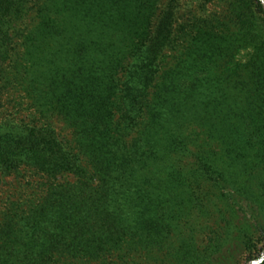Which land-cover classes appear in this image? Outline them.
Returning a JSON list of instances; mask_svg holds the SVG:
<instances>
[{"label":"trees","instance_id":"obj_1","mask_svg":"<svg viewBox=\"0 0 264 264\" xmlns=\"http://www.w3.org/2000/svg\"><path fill=\"white\" fill-rule=\"evenodd\" d=\"M162 3L0 0V264H264V0Z\"/></svg>","mask_w":264,"mask_h":264},{"label":"rangeland","instance_id":"obj_2","mask_svg":"<svg viewBox=\"0 0 264 264\" xmlns=\"http://www.w3.org/2000/svg\"><path fill=\"white\" fill-rule=\"evenodd\" d=\"M171 0H163L162 9H165ZM177 4V24L176 29L178 31L182 30V26H186L189 23H193L194 21L200 19H215L222 20V22H226L228 17L230 16V3L229 0H176ZM37 13L35 9H32L29 14L28 25L32 28L36 22ZM5 109L3 110L4 115L2 116L3 121L8 119H13L15 117L14 110L11 109V104L5 100ZM28 111H22L18 118L23 119L28 115ZM61 126V125H60ZM69 132V131H66ZM25 173V172H24ZM25 177H21L19 179H15L14 177H0V206L2 200L5 196L10 192V189L17 186L19 181H29L33 180L31 177V171H27ZM10 183H13L10 186ZM18 188H14L12 191L17 193ZM148 264H160L157 261L151 259ZM243 264H253L252 262H247Z\"/></svg>","mask_w":264,"mask_h":264},{"label":"water","instance_id":"obj_3","mask_svg":"<svg viewBox=\"0 0 264 264\" xmlns=\"http://www.w3.org/2000/svg\"><path fill=\"white\" fill-rule=\"evenodd\" d=\"M253 264H259V262H257V263H254V262H252Z\"/></svg>","mask_w":264,"mask_h":264}]
</instances>
